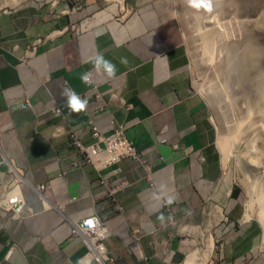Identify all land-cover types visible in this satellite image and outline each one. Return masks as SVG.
Returning a JSON list of instances; mask_svg holds the SVG:
<instances>
[{"label": "crops", "instance_id": "obj_1", "mask_svg": "<svg viewBox=\"0 0 264 264\" xmlns=\"http://www.w3.org/2000/svg\"><path fill=\"white\" fill-rule=\"evenodd\" d=\"M101 3L0 0V264H76L85 255L102 264L70 234L72 222L91 216L106 228L108 264H186L204 243L200 253L210 258L213 228L234 244L229 255H246L259 231L235 227L241 204L224 172L219 130L194 88L187 47L173 27L117 23ZM97 52L118 75L93 72L85 85L80 74ZM63 86L89 99L86 112L69 115ZM94 126L103 135L123 127L141 160L97 171L72 145L94 143ZM12 188L25 204L20 217L2 204ZM161 212L172 219L161 223Z\"/></svg>", "mask_w": 264, "mask_h": 264}, {"label": "rangeland", "instance_id": "obj_2", "mask_svg": "<svg viewBox=\"0 0 264 264\" xmlns=\"http://www.w3.org/2000/svg\"><path fill=\"white\" fill-rule=\"evenodd\" d=\"M123 4V9L116 10ZM101 8L114 9L117 23L143 25L149 20L155 27L176 30L189 51L194 88L208 104L219 130L224 172L241 204L235 227L253 224L259 231L240 258L238 251L228 254L234 244H226L224 235H212L215 228L210 232L211 257L202 258L206 243L190 256L205 264H225L230 257L242 259L243 264H264L262 205L249 203L250 186H264V0H214L212 13L191 8L187 0H123L122 4L102 0ZM251 162L258 168L251 167ZM257 242L259 251L254 252Z\"/></svg>", "mask_w": 264, "mask_h": 264}, {"label": "clouds", "instance_id": "obj_3", "mask_svg": "<svg viewBox=\"0 0 264 264\" xmlns=\"http://www.w3.org/2000/svg\"><path fill=\"white\" fill-rule=\"evenodd\" d=\"M187 3L188 5L193 8V9H196V10H203L204 12H207V13H212L214 11V0H187ZM91 64H92V69L89 70V71H85L83 73L80 74V81L85 84V85H88L91 83L92 81V77H93V72H95L96 74H100V75H103L104 77H106L107 79H115L118 75V72H119V69L117 67V64L114 63L112 60H109V59H106L105 56L100 53V52H97V54L91 58L90 60ZM128 61H127V58L126 57H121L120 58V64L121 65H127ZM66 85H67V82H65ZM61 95L63 97L66 98V101H65V106L66 108L69 110V115H72V114H80V113H83V112H86L87 111V108H88V105H89V99L86 97V96H82L80 95L73 87L71 86H63L61 88ZM59 108V107H58ZM57 109V108H56ZM55 109V110H56ZM62 109V108H60ZM59 111V110H58ZM62 113V112H61ZM59 114V113H57ZM121 128V127H119ZM123 128V127H122ZM118 129V128H116ZM115 129V130H116ZM114 130V131H115ZM113 131V132H114ZM112 132V133H113ZM101 133V132H100ZM111 133V134H112ZM126 133V132H125ZM92 134H93V129H92ZM102 134V133H101ZM110 134V135H111ZM103 135V134H102ZM127 135V134H126ZM94 136V135H93ZM105 136H109V135H105ZM95 137V136H94ZM128 137V136H127ZM96 139V137H95ZM131 141V140H130ZM97 142V139L95 140L94 143H92L91 145L95 144ZM132 142V141H131ZM83 144V143H82ZM73 145V143H72ZM85 145V144H84ZM134 145V144H133ZM75 147V145H73ZM86 146H90V145H86ZM135 147V146H134ZM82 155V154H81ZM139 155V154H138ZM83 157V156H82ZM140 157V156H139ZM84 158V157H83ZM126 158H132V157H126ZM125 159V158H123ZM122 159V160H123ZM134 159V158H132ZM84 160H86L84 158ZM121 160V161H122ZM136 160V159H135ZM141 160V158L139 159V161ZM87 161V160H86ZM88 162V161H87ZM120 162V161H119ZM118 162V163H119ZM90 163V162H89ZM117 163V164H118ZM91 164V163H90ZM93 165V164H92ZM116 165V164H115ZM94 166V165H93ZM112 167V166H111ZM95 168V167H94ZM110 168V167H109ZM96 169V168H95ZM108 169V168H107ZM97 170V169H96ZM106 170V169H105ZM98 171V170H97ZM104 171V170H102ZM102 171H99V172H102ZM101 184L102 185H108L107 183V180L104 178L102 181H101ZM41 186V185H40ZM46 186V185H45ZM43 190L41 189V187H39L38 189V192H42ZM13 193H16V194H19V196L21 197V193L19 191L18 188H12L10 189V191L8 193H6L4 195V199L5 202L2 203L4 205V207H6L7 210L9 211H12L14 216L16 217H20V214H21V211L22 209L25 207V204L23 206V208L21 209V211L18 213V214H15L13 210L11 209H8L7 207V204L10 200V197L12 196ZM21 199H23L21 197ZM157 200H161L162 197L161 196H157L156 197ZM23 201V200H22ZM24 203V201H23ZM164 203L167 204V205H171L174 203V197L172 196H167L166 199H164ZM186 213L188 215H191V211L190 210H185ZM93 218H90L86 221V224H88L89 226H94V225H98L99 224V227L98 229H96L95 231H93V233H89V235H86V237H83L81 235H76V236H79L83 239V241L85 242V244L91 249L94 251L95 255H96V258L98 259V261H100V259L98 258L99 256L103 259L101 260L102 261V264H108L107 261H112L111 257L107 255L106 253V250L105 252L103 251H98L96 248H95V245H96V241H97V238H99L100 240V244H102V246L104 247L103 245V241L106 237V228L101 225L99 219L96 217V216H91ZM157 219L161 222V223H164L167 220H171L172 218L169 216V217H165V215L161 212L160 215L157 217ZM86 219H83L81 222H72L71 223V230H72V225L75 224V223H78V224H81L83 221H85ZM71 230H70V234H71ZM99 230L101 231H105V233H101V235L99 233H97ZM71 236L73 237H76L74 235L71 234ZM88 238V239H87ZM95 239V242H92V240ZM87 240H90V242H88ZM99 252H102L101 255H99L98 253ZM107 257L109 258V260L107 259ZM76 264H92V257L90 255H85L84 257H81L79 258L77 261H76Z\"/></svg>", "mask_w": 264, "mask_h": 264}, {"label": "built area", "instance_id": "obj_4", "mask_svg": "<svg viewBox=\"0 0 264 264\" xmlns=\"http://www.w3.org/2000/svg\"><path fill=\"white\" fill-rule=\"evenodd\" d=\"M61 112L62 109L60 108H57L55 110L56 114ZM93 135L97 139V142L95 144L86 146L75 138L73 141V145L78 148L82 156L88 162L93 164L98 171L105 170L117 164L119 161L126 157H132L136 160L140 159L136 148L127 137L124 128H118L111 135L105 136L100 133L97 127L94 126ZM40 187L42 190L46 189L45 185H41ZM23 206L24 203L19 194L13 193L7 204L8 209H11L15 214H18ZM88 219L83 221L81 224H73L71 234L74 236L81 235L83 237H86V235H89V233H93V231L98 229L99 224L94 226H89L88 224H86V221ZM87 241L90 242V240ZM95 248L98 251L100 250L102 252H105V248L102 246V244H100L99 238H97ZM107 259L109 260L108 257Z\"/></svg>", "mask_w": 264, "mask_h": 264}, {"label": "bare ground", "instance_id": "obj_5", "mask_svg": "<svg viewBox=\"0 0 264 264\" xmlns=\"http://www.w3.org/2000/svg\"><path fill=\"white\" fill-rule=\"evenodd\" d=\"M115 1H120V0H115ZM123 3V1H121L120 2V4H122ZM264 100V99H263ZM222 149V148H221ZM250 166L251 167H257L258 168V166L256 165V163H254V162H251L250 163ZM258 170V169H257ZM18 176V175H17ZM262 188H264V186H262V185H258V183L257 184H255L254 183V185H251L250 186V199H251V202H249V203H251V206L255 203V201H259L260 203H261V205H262V213L260 214L261 215V221H262V226H263V250H264V193L262 192ZM250 206V205H249ZM249 206H248V208H249ZM253 209V207H251V209H250V211ZM97 233H99L100 235H101V230H99ZM92 242H95V239H93L92 240ZM262 242V241H261ZM262 246V245H261ZM99 255H101L102 254V252H99L98 253ZM190 256V255H189ZM188 256V257H189ZM194 254H192L191 256H190V258H189V260H188V264H205L204 262L203 263H200V262H198V257L197 256H194ZM193 257V258H192ZM192 258V259H191ZM99 259L100 260H103L100 256H99Z\"/></svg>", "mask_w": 264, "mask_h": 264}]
</instances>
